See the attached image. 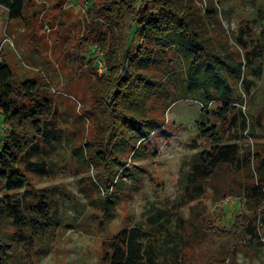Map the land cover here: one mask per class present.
I'll list each match as a JSON object with an SVG mask.
<instances>
[{"label": "trees", "instance_id": "1", "mask_svg": "<svg viewBox=\"0 0 264 264\" xmlns=\"http://www.w3.org/2000/svg\"><path fill=\"white\" fill-rule=\"evenodd\" d=\"M34 4L0 0L15 22H26L24 12ZM222 4L88 0L77 39L78 65L83 66L88 54L97 70L102 65V74H96L90 86L91 107L82 108L88 114L87 134L75 152L80 153L84 173L94 174L90 179L101 187L104 204L112 201L120 170L138 162L142 142L166 124L163 115H153L151 105V99L163 92L164 81L157 73L162 68H148L150 63L163 61V53L175 45L183 47L187 90L202 89V110L211 119L210 124H199V136L209 147L193 155L173 211L180 264H188L191 254L198 255L200 264H239L241 248L264 237V117L247 110L254 84L246 73V67L264 56V43L249 44L253 31L244 22L238 34L226 32ZM55 90L42 73L22 80L0 55V264H14L21 246L35 251L41 232L52 227L48 195L24 208L16 192L31 184V152L45 141V124L55 123ZM212 104L216 109L210 113ZM245 136L252 144L243 147L237 140ZM209 190L215 203L241 198L247 212L236 215L230 226L213 218L200 202L188 218L180 214ZM116 202L102 208L103 221H110ZM159 217L150 218L148 228H126L104 242L100 264H167L166 259L154 261L157 235L160 228L167 229ZM30 256L26 258L33 264Z\"/></svg>", "mask_w": 264, "mask_h": 264}, {"label": "rangeland", "instance_id": "2", "mask_svg": "<svg viewBox=\"0 0 264 264\" xmlns=\"http://www.w3.org/2000/svg\"><path fill=\"white\" fill-rule=\"evenodd\" d=\"M222 1L226 32L238 34L244 22L253 31L249 44L264 43V0ZM34 3L24 12L26 22L11 21L8 11L0 6V55L6 57L22 80L42 73L56 89L55 123L45 124V141L31 152V184L16 192L24 208L39 196L48 195L52 227L41 232L35 251L21 246L14 264H29L28 254L33 264H100L104 242L126 228H148L149 219L156 216L167 229L160 228L162 233L157 235L154 261L162 263L166 259L167 264H180L178 222L173 211L193 155L209 147L199 136V124H210L211 119L202 110V89L197 87L193 93L187 90L183 47L173 46L163 53V61L158 59L148 67L162 68L157 73L164 81L163 92L151 99V105L153 115H163L166 124L142 142L140 160L129 162L126 169L120 170L115 195L106 206L100 199L101 187L90 179L94 174L84 173L80 153L75 152L87 134L88 114L82 108L91 107L90 86L96 74H102L95 68L96 63L90 64L91 54L83 59L82 67L76 59L77 39L87 16L85 0ZM227 38L233 44L234 39L229 35ZM138 39L136 36L133 41L134 52ZM246 68L254 84L247 110L264 117V56ZM214 109L216 104L208 111L212 113ZM237 143L243 147L252 144L246 136ZM114 201L117 208L110 221L105 222L102 208H110ZM199 202L225 226H230L239 213L247 212L241 198L215 203L209 190L200 201L180 209V214L188 218L191 208ZM197 256L189 255L188 264H200ZM237 261L264 264V237L243 246Z\"/></svg>", "mask_w": 264, "mask_h": 264}, {"label": "built area", "instance_id": "3", "mask_svg": "<svg viewBox=\"0 0 264 264\" xmlns=\"http://www.w3.org/2000/svg\"><path fill=\"white\" fill-rule=\"evenodd\" d=\"M73 1V0H72ZM88 0H85V8H87ZM99 70L102 72V65L99 63Z\"/></svg>", "mask_w": 264, "mask_h": 264}]
</instances>
